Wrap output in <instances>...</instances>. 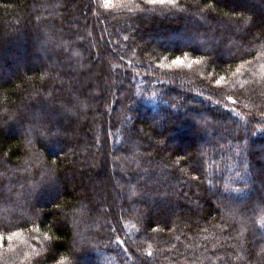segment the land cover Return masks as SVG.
Masks as SVG:
<instances>
[{
    "label": "trees",
    "instance_id": "16d2710c",
    "mask_svg": "<svg viewBox=\"0 0 264 264\" xmlns=\"http://www.w3.org/2000/svg\"><path fill=\"white\" fill-rule=\"evenodd\" d=\"M76 1L0 0V264H264V0Z\"/></svg>",
    "mask_w": 264,
    "mask_h": 264
},
{
    "label": "rangeland",
    "instance_id": "374dc122",
    "mask_svg": "<svg viewBox=\"0 0 264 264\" xmlns=\"http://www.w3.org/2000/svg\"><path fill=\"white\" fill-rule=\"evenodd\" d=\"M67 1H71V6H72V13H71V20H70V22H71V24L73 25V26H75V24L76 23H81V22H83V20L85 19L84 17H83V13L80 15V14H78V12H77V10H76V8H77V4H78V2L76 1V0H74V2H73V0H67ZM237 2L236 0H229V2L231 3V2ZM108 2H110V1H108ZM241 5V7L242 8H247V9H250V8H252V6H251V3L249 2V1H247V0H245L243 3L241 2L240 3ZM255 11L256 12H260V13H264V8L262 7V8H256L255 9ZM194 26H196L195 24H194V22H192L191 20H187V21H185V23H183V28H184V30H186V29H188V28H190V27H194ZM17 28H19V27H17ZM136 28H139V27H136ZM75 29L76 30H79V29H77V27H75ZM170 37V36H169ZM151 41V40H150ZM159 41H161V42H166V41H162V40H159ZM173 41L176 43V42H179V39L176 37V39L175 38H173ZM182 42H183V44H185V45H188V46H198L199 48H201L202 49V47L200 46V45H196L198 42H196V41H194V42H190V41H187V40H182ZM200 44V43H199ZM31 47H32V45H30ZM217 45H214V47H213V50H214V52L215 51H217V47H216ZM19 62H20V64H35L33 61H30V63H27L26 62V60L25 59H19ZM19 67V66H18ZM19 70V68H17V69H13V70H11L10 72L11 73H14V72H17ZM13 71V72H12ZM56 71H58V72H60V73H62V72H64L61 68H57L56 69ZM99 91H101V92H103L104 91V81H103V79L102 80H100V85H99ZM95 94H97V92H94ZM99 117V116H98ZM80 121H84V119H81ZM74 128H76V129H79L80 127H81V125H75V126H73ZM16 134L18 135V134H22V129H20V128H17L16 129ZM60 135H62V136H64V137H68L70 140H73V138H74V136L73 135H71L68 131H66V129H62V131L60 130V133H59ZM149 139H151V137H149ZM171 139V143H170V140H164V142L162 141L161 143H159V145L161 146V148H165V147H168V148H170V150H172V149H174L175 147L177 148H181L183 151H185V152H188L189 150H190V148H192V147H194V149L197 147V146H199L200 145V142L199 141H195V139H193V135L192 136H188L187 137V139L188 140H185L186 138H182V139H179V138H170ZM70 153H72V152H70ZM30 156V154H27V157H29ZM61 156V155H60ZM71 156H73V155H71ZM70 156V157H71ZM182 161V164L180 165V168L182 169V170H184L185 172H186V166H187V164H186V161L184 160V158L181 160ZM69 163H70V167H72V163L69 161ZM100 181L101 182H105V180H106V175L104 174V173H101L100 174ZM84 187V186H83ZM114 187H115V190H117L118 191V188H119V185H118V183L116 182H114ZM212 188V187H211ZM88 189V191L90 190L91 191V189L90 188H87ZM1 190L2 189H0V192H1ZM58 193V192H57ZM60 194V193H59ZM54 196H56V194L55 195H53L52 196V198L54 197ZM156 210V212H157V209H155ZM179 213L178 214H183V213H188V211H184V210H180V211H178ZM61 213H63V211L61 210V212H59V215L61 214ZM67 219H69V217H67ZM75 225V224H74ZM73 225V230H74V232H75V240H76V244L78 243V229L79 228H77V226L75 225L74 226ZM97 260L98 261H102L101 260V258H97ZM84 264V263H83ZM85 264H94V262L93 261H89V262H87V263H85Z\"/></svg>",
    "mask_w": 264,
    "mask_h": 264
},
{
    "label": "snow or ice",
    "instance_id": "6c2138e0",
    "mask_svg": "<svg viewBox=\"0 0 264 264\" xmlns=\"http://www.w3.org/2000/svg\"><path fill=\"white\" fill-rule=\"evenodd\" d=\"M148 4H155V3H167V4H172L173 6L177 3V0H146ZM180 64V61H175L174 65ZM234 102V101H233Z\"/></svg>",
    "mask_w": 264,
    "mask_h": 264
}]
</instances>
